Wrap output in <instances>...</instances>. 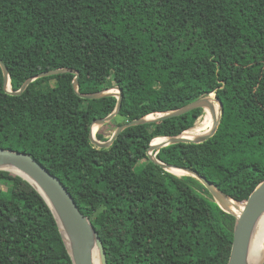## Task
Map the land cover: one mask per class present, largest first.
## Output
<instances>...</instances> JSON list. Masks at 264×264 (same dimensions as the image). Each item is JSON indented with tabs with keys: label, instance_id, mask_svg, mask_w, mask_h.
<instances>
[{
	"label": "trees",
	"instance_id": "16d2710c",
	"mask_svg": "<svg viewBox=\"0 0 264 264\" xmlns=\"http://www.w3.org/2000/svg\"><path fill=\"white\" fill-rule=\"evenodd\" d=\"M0 57L14 91L40 72L72 68L80 93H98L111 71L107 86L120 87L123 102L106 126L125 109L136 119L215 93L216 134L169 144L156 158L194 169L241 203L264 182V0H0ZM76 76L41 77L13 95L0 66V147L31 154L63 181L108 264H228L236 216L222 207L232 210L197 178L148 156L156 137L183 134L204 109L128 127L100 148L91 125L118 97L82 98ZM0 264H74L45 198L7 170Z\"/></svg>",
	"mask_w": 264,
	"mask_h": 264
},
{
	"label": "water",
	"instance_id": "95a60500",
	"mask_svg": "<svg viewBox=\"0 0 264 264\" xmlns=\"http://www.w3.org/2000/svg\"><path fill=\"white\" fill-rule=\"evenodd\" d=\"M0 66L2 67L5 76V88L9 93L13 95H21L26 90L28 85L38 78L67 73V72H76L77 76L75 77L74 85L76 86V92L80 97L85 99H99L110 94L117 96L118 103L115 110L110 115L95 120L91 125V133H90L91 142L100 148L110 147L114 143V141L119 137V135L123 132V130H125L128 127L145 124V123L158 122L168 118L180 116L188 112H191L192 110L197 108H203L205 110L206 108L213 109L214 107L213 98L211 95L209 97L200 98L179 109L168 111L165 113H159L158 116H154V114H151L146 117L128 120L122 123L121 125H119L108 140L101 141L95 137V133L93 132V127L95 123H97L98 126H103L106 123L112 121L119 114L123 102V93L120 87L112 86L110 89L118 90V92H114V93L105 92L106 89L98 93H80L78 90L79 77H80L79 71H75L72 68H57V69L46 70L38 73L37 75L27 79L19 90L14 91L11 87L9 69L7 65L4 63V61L1 59V57H0ZM217 100L220 105V118L216 121L214 127L210 130V132H208L207 134L200 135L196 138H186L183 136V134L172 137H164L166 138V140L160 144L153 145L151 143L150 148L148 150V156L152 161L159 163L160 166L166 171L170 172L169 168H178L187 171L188 174L185 175H190L197 178L213 195L216 202L222 207V203L225 201L227 197L231 199L233 198L225 194L222 190H220L214 184V182L209 180L206 176L200 174L199 172L195 171L192 168L173 166L161 162L156 158V154L158 153V150L169 144L181 143V142L203 143L208 139H210L211 137H213L218 130L220 119L223 113V103L220 99L217 98ZM152 115L153 117H151ZM155 151L156 153L154 155L153 152ZM4 164H8L31 176L39 184L42 190L46 193V195L54 205L60 217L63 218L66 221V223L69 225L70 229L74 233V239H75L74 252L71 253L68 246L66 247L69 251V254L72 257L74 264H91L90 247H91V241L93 239L96 241V245L99 250L101 264H108L105 248L103 246V242L99 236V233L92 225L89 217L86 216L81 211L74 197L72 196L71 192L68 190V188L65 186L63 181L57 175L53 174L44 164L39 162L29 153L15 150L12 148L0 147V165H4ZM0 170L10 171L16 175L21 176L22 178L26 179L29 183H31L45 198V200L49 204L50 208L52 209L58 221L55 210L53 209V207L51 206L45 195L42 193V191L30 179H28L23 173H20L12 169L0 168ZM243 203H244V209L240 212L239 215H237L232 211L226 210L222 207L224 210L231 212L236 216L234 239H233V244H232L228 264L245 263V257H246L249 241L251 239V236L253 234L258 219L264 213V182H261L251 193L249 198L246 201H243ZM63 240L65 242L64 236H63ZM263 263L264 260L261 264Z\"/></svg>",
	"mask_w": 264,
	"mask_h": 264
},
{
	"label": "bare ground",
	"instance_id": "6f19581e",
	"mask_svg": "<svg viewBox=\"0 0 264 264\" xmlns=\"http://www.w3.org/2000/svg\"><path fill=\"white\" fill-rule=\"evenodd\" d=\"M213 109L206 108L205 113L202 115V117L195 123V125L185 131L183 133V136L186 138H196L200 135L207 134L210 132V130L214 127L216 121L220 118V109L217 106L216 101L214 100L213 96ZM153 117V115L151 116ZM97 124L93 127V132L96 133L97 131ZM166 138L164 137H156L152 144L157 145L162 142H164ZM0 168H6V169H12L15 171H18L20 173H23L28 179H30L45 195L53 209L55 210V213L58 218V222L61 228V231L63 233V236L65 238V244L70 249L71 253L74 252V245H75V239H74V233L70 229L69 225L66 223V221L60 217L57 210L55 209L54 205L46 195V193L42 190V188L39 186V184L28 174L8 165H0ZM170 172L182 176L185 174H188L187 171L178 169V168H169ZM226 207H228L230 210H232L237 215L240 214V212L244 209V203H241L239 201H235L231 198H226L225 201L222 203ZM224 208V207H223ZM225 209V208H224ZM227 210V209H226ZM90 259L91 264H101L99 250L96 245V241L93 239L91 241V247H90ZM264 260V213L260 216V218L257 221V224L255 226V229L253 231V234L251 236V239L249 241V245L247 248V253L245 257V263L244 264H261Z\"/></svg>",
	"mask_w": 264,
	"mask_h": 264
},
{
	"label": "rangeland",
	"instance_id": "374dc122",
	"mask_svg": "<svg viewBox=\"0 0 264 264\" xmlns=\"http://www.w3.org/2000/svg\"><path fill=\"white\" fill-rule=\"evenodd\" d=\"M111 76H112V72H111V71H107V72H106V77L102 80V84H103V86L107 87L105 92H113V93H114V92H118L117 89H110L111 87H108V86H107V81L109 80V78H110ZM211 96H212V98H213V96H214V100L216 101L217 106H218L219 109H220V105H219V102H218V100H217L216 94H215V93H212ZM204 113H205V110H204ZM124 115H126V117H128V119H127L126 117H124V118H119L118 120H116L117 124H122L123 119H127V121H128L129 119H133V118H135L134 113H133L131 110H129V109H125V110H124ZM154 116H158V114H157V115H154ZM201 117H202V116H201ZM201 117H200V118H201ZM200 118H199V119H200ZM199 119H198V120H199ZM198 120H197V121H198ZM123 123H124V122H123ZM95 124H97V123H95ZM117 124H115V126H114V125H108V126H106V125L98 126V125H97L98 128H97L96 133H97V132H101L102 134L105 135V138L108 140V139L112 136V134L114 133L115 129L117 128ZM96 133H95V137H96L97 139H99V138L97 137ZM153 154L155 155V152H153ZM182 176H183V175H182ZM60 247H61V245H57V248H60ZM262 262H263V261H262Z\"/></svg>",
	"mask_w": 264,
	"mask_h": 264
}]
</instances>
